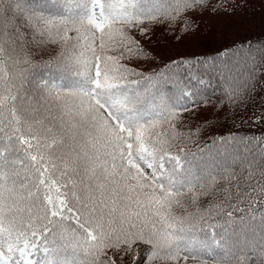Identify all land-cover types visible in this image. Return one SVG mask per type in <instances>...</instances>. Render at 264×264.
<instances>
[{
  "label": "snow or ice",
  "instance_id": "obj_1",
  "mask_svg": "<svg viewBox=\"0 0 264 264\" xmlns=\"http://www.w3.org/2000/svg\"><path fill=\"white\" fill-rule=\"evenodd\" d=\"M227 4L0 0V264H141L138 247L147 264H264V131L201 147L200 126L177 128L200 106L247 109L264 46L165 66L186 80L121 63L148 59L132 32ZM197 28L189 17L180 30ZM209 73L224 85L216 102L193 86Z\"/></svg>",
  "mask_w": 264,
  "mask_h": 264
},
{
  "label": "trees",
  "instance_id": "obj_2",
  "mask_svg": "<svg viewBox=\"0 0 264 264\" xmlns=\"http://www.w3.org/2000/svg\"><path fill=\"white\" fill-rule=\"evenodd\" d=\"M216 2L217 0H212V4ZM236 5L227 4L228 8H234L231 14L225 11H219L214 14L207 10L202 14L188 12L180 18L174 27L169 26L167 23L153 25L150 38H144L139 33L132 32V35L140 41L144 52L148 55V59H123L121 63L134 67L146 74L164 72L165 75H168L172 72H179L186 80L187 74L184 73L182 66L177 69L165 68V66L171 65L172 61H178L182 58L203 59L208 57L214 58L219 62L221 57L217 54L224 52L226 49L236 54L226 59H237L240 46L245 41L250 43L253 49L264 46V0H236ZM189 17L194 25H198L194 34L184 33L180 30L184 20ZM168 44L170 46L164 49L163 47ZM54 51L55 49H51L50 53L54 54ZM243 51L247 52L248 49L245 47ZM107 54L119 55V51L110 50ZM47 58V55L44 56V59ZM35 59L38 62L40 57L37 56ZM204 79L205 83L203 85L194 84L191 81L189 83H193V86L211 101H218L221 96V89L224 87L223 82L211 73L205 75ZM260 80L264 82V76ZM262 97H264V88L256 92L254 101L248 105L247 109L230 110L225 105L223 109L217 110L215 103L207 108L200 106L194 116L187 113L184 114L183 122L178 124L177 128L180 131H189L200 126L201 131L198 143L201 147L209 142L210 137L217 134L239 132L258 135L261 131H264V124L257 125L249 117L254 119L255 114L264 112V99ZM185 142L188 143L191 150H195V144L191 141ZM207 203L208 199H202L200 206L202 208L206 207ZM241 207H244V205H241ZM176 213L180 214L178 211ZM144 252L145 248L143 247L135 249V255L143 257L141 264H147V257L143 255ZM109 255H111V252ZM130 260L131 257L123 261V264H129ZM117 264H122V262L117 260ZM153 264H162V262L155 261ZM188 264H198V262L189 260Z\"/></svg>",
  "mask_w": 264,
  "mask_h": 264
},
{
  "label": "rangeland",
  "instance_id": "obj_3",
  "mask_svg": "<svg viewBox=\"0 0 264 264\" xmlns=\"http://www.w3.org/2000/svg\"><path fill=\"white\" fill-rule=\"evenodd\" d=\"M169 46H170V44L166 45V46H165V47H163V48L165 49V48H167V47H169Z\"/></svg>",
  "mask_w": 264,
  "mask_h": 264
}]
</instances>
